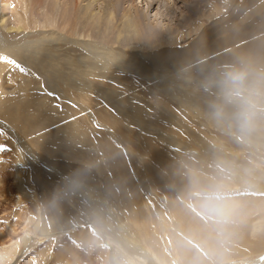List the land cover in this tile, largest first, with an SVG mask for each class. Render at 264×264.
I'll return each instance as SVG.
<instances>
[{"label":"bare ground","instance_id":"obj_1","mask_svg":"<svg viewBox=\"0 0 264 264\" xmlns=\"http://www.w3.org/2000/svg\"><path fill=\"white\" fill-rule=\"evenodd\" d=\"M208 1L144 0L142 10L143 0H66L69 9L0 0L16 21L0 14V56L16 61L0 71L19 74L10 87L0 81L1 125L21 158L16 186L43 204L39 241L73 227L63 200L83 204L95 236L81 231L77 264H98L92 254L103 264H264V100L242 91L264 94V0H243L253 8L239 26V0L204 10ZM51 95L74 108L53 106ZM87 99L127 127L128 143L106 127L92 137L87 126L102 124ZM186 117L222 134L207 141ZM104 209L108 234L94 225Z\"/></svg>","mask_w":264,"mask_h":264},{"label":"rangeland","instance_id":"obj_2","mask_svg":"<svg viewBox=\"0 0 264 264\" xmlns=\"http://www.w3.org/2000/svg\"><path fill=\"white\" fill-rule=\"evenodd\" d=\"M8 1L12 3V5L17 6V0H8ZM53 1L54 3L55 2L60 3L61 5L65 4L63 6L65 9L70 8L68 7L66 0H53ZM163 1L164 0H161V5L164 8L165 5ZM215 1L218 0H210L207 3H205L204 10H208L211 4L215 5L216 4ZM48 2H52V0H48ZM237 3H240L241 13L234 16L235 19L234 24H237V26H239L240 24H242L241 21L248 20L247 17L251 14L253 7L250 4L248 6H245L243 0H239ZM139 5L142 10L147 9V6L144 5V0L142 3H139ZM118 12H116V14L118 13L117 17L122 14V11H118ZM149 12L150 10H148V17H150V15L153 14V12L150 13ZM13 13L14 12L11 10V8H7V6L5 7V5H3L2 7L0 6V14L5 19L7 18L6 19L7 24L9 25L16 23V21L14 22L15 19H13L15 18V14ZM204 19L208 21L207 20L208 18H204ZM254 34L255 33L247 36L246 37L247 39L245 38L239 44L245 41H249V39L254 37L252 36ZM185 38L188 40L187 37ZM180 46H183V44ZM18 75L19 74H17L15 70L7 71V69H5L0 71V81L3 82L5 80L2 83V85H4L5 87L6 86L10 87L14 85V80L18 78ZM122 81H125L127 83L129 82L126 81L125 79H122ZM242 91L246 94L253 95L254 97L257 96L256 98H260L261 100H264V94L259 95L256 91L252 89L248 90L247 88H244L242 89ZM51 97L53 99V106H60V108L67 107L70 109L74 108L72 105L63 102L61 99L56 97V95L55 96L51 95ZM85 102H89L86 103V105L91 106L94 117H96V119L100 121V123L102 124L101 127L97 124H94L92 126L90 125L87 126L89 127L90 130L93 131L92 137L99 139L98 136L99 134H101V131L105 129V127L109 128L112 132H115L120 137H123L121 131L125 129L127 130V127L126 128L124 127L125 129L123 127L121 128L117 127L116 126L117 123L113 120L111 116L112 114H110V112L107 110L105 105L100 104L99 101H95L91 99H87ZM77 117L80 118L79 115ZM186 119L189 125L191 126L190 128L197 135L202 136V138L206 139L207 141H212L214 143L215 138L216 137L219 138V136L222 134L221 131L218 132L215 128L211 126H205V125L199 126L197 122L194 123L193 120L187 117ZM1 124L7 125L6 121L2 117H0V252L1 254L4 253V251L10 249L14 245V243L17 244L14 255L11 256L9 260H7L9 263L6 261L7 262L6 264H77L76 263L77 260L75 258L77 257V255L84 254V252L83 253L80 252L79 254L75 255L74 252L72 251H74L73 249L75 248H78V250H82V248H85L84 242H86V239L84 238V236H82L81 233L84 232L86 236H92V235L95 236L94 229L92 225L90 226L89 223L90 219L88 216H86V210L83 204L79 203V201L76 199H74L72 202L63 200L61 204L63 205V207L65 206L64 215L67 220H71V221L74 220L71 222L73 227H69L68 229L62 231V233H60L59 231L55 232V233H59L57 234V236L54 232L49 233L48 238L45 237L43 241H39L38 236L39 237L42 236L43 233H41L39 229L35 230L33 223L35 222L36 218L39 217L38 211L39 209H42L43 204L34 201L33 198L31 197H24V198L20 197L19 189H17L16 179H15L17 170L19 169L18 161L21 160V158H19L18 156L19 154L18 150H16V148H18V145L16 143L17 140H15L13 135H10ZM129 130L130 128L128 127V132ZM17 134H18V138L22 137L23 139L24 136L21 135V133L18 132ZM130 139L131 138H129V141ZM123 140H125L127 143L129 142L124 137ZM39 155H41V153ZM41 156L43 157V155ZM145 157H146L145 155L143 156L141 155L138 158V163L141 167H143V162L145 160ZM184 158H186L187 160L188 158L187 155L186 156L184 155ZM140 162H142V164ZM147 165L150 164L145 163V166ZM45 171L47 170H45L44 166H41L39 168V172L45 173V175L44 174L42 175L43 178L46 177V174L48 172L50 174V171H48L47 173ZM58 174L60 173L52 172L51 176L55 177L56 180H58L59 179ZM88 180L89 182L92 183V186H94L97 189H101L103 187L101 186L98 179V174L95 171L89 172ZM46 182L47 184L50 183L48 179H46ZM67 210L68 212H66ZM104 212H105L103 216L104 220L101 219L99 220L101 225L98 224L97 222L94 223V225L95 227H97L96 229L104 230L105 233L108 234L111 232H108L106 230L105 228L106 223L108 222L113 225V220L111 219L109 212H107L105 209ZM69 213L72 214V216ZM106 219H108L109 221L106 222L105 221ZM119 219L121 224L124 225L126 221L122 218ZM113 228H116V226H114ZM27 234H29L30 237ZM26 237L29 240L26 239L27 242H24L23 240ZM87 241L88 243L90 242L89 244L93 243L90 240ZM97 245L93 247L92 251H94L97 247L98 248L100 247L99 244ZM91 259H93L98 264H103L99 259L98 260L96 259V254L95 255L92 254Z\"/></svg>","mask_w":264,"mask_h":264},{"label":"clouds","instance_id":"obj_3","mask_svg":"<svg viewBox=\"0 0 264 264\" xmlns=\"http://www.w3.org/2000/svg\"><path fill=\"white\" fill-rule=\"evenodd\" d=\"M207 199L209 200V208H210V210H214V209H215L214 201H216V200L218 199V197L215 196V195H211V194H210V195L207 197Z\"/></svg>","mask_w":264,"mask_h":264},{"label":"snow or ice","instance_id":"obj_4","mask_svg":"<svg viewBox=\"0 0 264 264\" xmlns=\"http://www.w3.org/2000/svg\"><path fill=\"white\" fill-rule=\"evenodd\" d=\"M0 61H6V62H8V63H13V64L16 63V61H14V60H9V58L6 57V56H0Z\"/></svg>","mask_w":264,"mask_h":264}]
</instances>
